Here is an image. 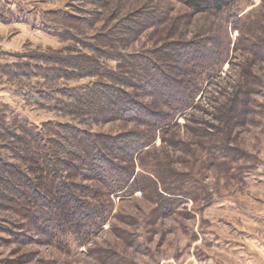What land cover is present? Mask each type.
I'll use <instances>...</instances> for the list:
<instances>
[{
	"label": "rangeland",
	"instance_id": "374dc122",
	"mask_svg": "<svg viewBox=\"0 0 264 264\" xmlns=\"http://www.w3.org/2000/svg\"><path fill=\"white\" fill-rule=\"evenodd\" d=\"M234 15L243 18L240 30L232 26ZM63 28L69 34H56ZM263 36L264 0H235L216 14L180 0H0V264H264V226L258 224L264 222V58L247 48ZM203 40L218 62L195 74L191 107L164 133L120 118L78 122L57 111V101L72 103L70 94L95 80L58 76L72 64L69 57H94V47L102 46L99 61L113 69L119 55L157 64L168 59L169 69L175 61L168 56L178 46ZM39 65L52 67L48 77L37 74ZM136 65L123 72L139 83L145 74ZM239 87L245 104L229 112L226 124L220 116ZM125 90L157 109L153 95L137 86ZM45 122L99 135L107 154L104 136L150 134L152 142L131 163L122 157L119 163L131 166L140 187L144 173L153 183L109 193L85 178L93 173L83 168L73 181L89 186V207L101 214L83 229L62 223L50 209H37L35 218L22 203L18 210L12 197L22 189L21 175L38 177L40 164L28 162L23 148L34 142L26 138L18 147L14 135L26 136L21 125ZM215 145L223 149L216 157L209 151ZM174 192L183 200L177 207L164 203Z\"/></svg>",
	"mask_w": 264,
	"mask_h": 264
},
{
	"label": "trees",
	"instance_id": "16d2710c",
	"mask_svg": "<svg viewBox=\"0 0 264 264\" xmlns=\"http://www.w3.org/2000/svg\"><path fill=\"white\" fill-rule=\"evenodd\" d=\"M180 1L193 11L214 14L229 8L235 2V0ZM242 20L241 16L234 15L232 17L234 29L240 30ZM56 34H69V30L63 28L56 31ZM247 48L253 58H264V36L251 42ZM94 49L96 56H86L82 58L83 60L79 59L78 61H74L75 57H69L67 64L69 62L72 64H68L69 66L61 73H57L63 78L95 77L94 81L80 88L78 92L70 94L72 103L57 101V107L61 106L57 111L78 122L84 121L87 116L97 122L120 118L128 122L140 123L151 132L161 131L164 133L170 125L174 124L176 115L182 116L183 112L191 107V103L194 101L190 93V90H194L192 79L195 74L202 76L218 62V53L206 40L198 41L193 45L178 46L175 55L168 56L175 61L173 65L170 63L169 69L166 65L168 59L159 63L161 67L145 57H141V62L134 61L135 56L132 55L116 57L119 60L116 61V67L113 69L108 67L105 61H99L98 57H102V53L106 52L105 48L97 46ZM106 58L109 57L104 55L102 59L107 60ZM136 62L140 64L139 68L145 74L139 83L129 80L131 77L123 72L127 68L133 69L137 66ZM26 67L28 68L29 64ZM51 69L52 67L39 65L37 74L48 77ZM248 74L245 69L244 78ZM136 86L145 94L153 95L158 103L157 109L132 99L133 95L127 92L125 87L135 88ZM238 89L229 100L226 115L223 116L222 113L220 116L221 119L226 118V124L229 121V112L233 113V110L239 105L245 104V98H241L240 95L242 87ZM245 92L242 91L243 94ZM106 94H110V98L105 102ZM105 114H108L107 118H105ZM88 120L86 119V121ZM21 128L26 136L14 135L19 143L18 147L21 143L27 142L26 138L34 142L33 148L27 143L23 148H25L28 162L40 164L37 166L40 172L38 177L21 175V184L17 185L22 189L12 197V201L20 211L22 203L24 209L29 211V214L34 218L36 216L34 212L37 209H50L62 223L79 226L83 229L87 224L86 221H90L93 216H100L96 206L89 207V202L86 199V195L90 193V190L87 191L89 186H83L73 181L75 178L83 177L82 169L85 167H88L93 173L92 176L89 175L85 178L101 182L109 193L133 192L136 188H146L149 181L152 182L151 175L144 173L141 175L143 181L140 182L142 183V187H140L136 184L135 177L133 178L131 166H122L119 163L120 157L123 158V162L131 163L134 156L142 152L152 142L153 137L144 131H129L115 136H104L107 141L106 145L109 147L107 154L100 147L99 135L93 136L72 124L45 122L40 127L25 124L21 125ZM18 149L21 153V147ZM45 149H49L48 155L44 152ZM222 150L216 145L209 147L210 153L215 157L221 154ZM55 166L62 167L64 175L55 173L57 171L54 169ZM158 170L157 172L156 169L153 171L150 169L158 178L164 180L167 174ZM176 194L178 193H170L173 197L165 200L164 203L177 207L183 200L175 197ZM102 219L104 218L102 217Z\"/></svg>",
	"mask_w": 264,
	"mask_h": 264
},
{
	"label": "crops",
	"instance_id": "0c3cea01",
	"mask_svg": "<svg viewBox=\"0 0 264 264\" xmlns=\"http://www.w3.org/2000/svg\"><path fill=\"white\" fill-rule=\"evenodd\" d=\"M263 203H264V202H263ZM258 224H259L260 226H262V227L264 226V222H262L261 219L259 220Z\"/></svg>",
	"mask_w": 264,
	"mask_h": 264
}]
</instances>
